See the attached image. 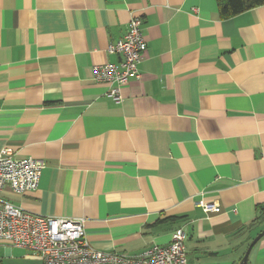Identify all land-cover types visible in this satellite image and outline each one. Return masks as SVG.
<instances>
[{
  "label": "crops",
  "instance_id": "crops-1",
  "mask_svg": "<svg viewBox=\"0 0 264 264\" xmlns=\"http://www.w3.org/2000/svg\"><path fill=\"white\" fill-rule=\"evenodd\" d=\"M132 15L147 48L115 102L92 67L120 60L107 47ZM3 147L45 162L35 190L3 198L84 218L93 248L135 256L181 227L187 264H237L264 228V4L221 18L216 0H0Z\"/></svg>",
  "mask_w": 264,
  "mask_h": 264
},
{
  "label": "built area",
  "instance_id": "built-area-1",
  "mask_svg": "<svg viewBox=\"0 0 264 264\" xmlns=\"http://www.w3.org/2000/svg\"><path fill=\"white\" fill-rule=\"evenodd\" d=\"M142 18L132 15L124 36L107 47V52L120 56L118 62L95 64V81L110 86L107 96L122 100L121 87L131 78L140 77L139 64L146 51ZM43 160L15 157L12 149H0V245L19 248L38 258L42 264H187L184 241L186 232L176 228L167 245H155L142 253L129 256L117 251L93 248L85 233V219L41 216L13 205L3 198L4 189L23 194L38 187ZM197 205L205 214L218 213L220 205L200 199Z\"/></svg>",
  "mask_w": 264,
  "mask_h": 264
},
{
  "label": "trees",
  "instance_id": "trees-1",
  "mask_svg": "<svg viewBox=\"0 0 264 264\" xmlns=\"http://www.w3.org/2000/svg\"><path fill=\"white\" fill-rule=\"evenodd\" d=\"M218 12L221 18H228L245 10L264 4V0H216ZM260 223L264 222V211L256 218ZM255 219V220H256ZM0 264H3L0 260Z\"/></svg>",
  "mask_w": 264,
  "mask_h": 264
},
{
  "label": "rangeland",
  "instance_id": "rangeland-1",
  "mask_svg": "<svg viewBox=\"0 0 264 264\" xmlns=\"http://www.w3.org/2000/svg\"><path fill=\"white\" fill-rule=\"evenodd\" d=\"M4 247L0 245V259L3 264H41L40 260L26 250L11 248L10 255L4 253Z\"/></svg>",
  "mask_w": 264,
  "mask_h": 264
},
{
  "label": "water",
  "instance_id": "water-1",
  "mask_svg": "<svg viewBox=\"0 0 264 264\" xmlns=\"http://www.w3.org/2000/svg\"><path fill=\"white\" fill-rule=\"evenodd\" d=\"M264 235V228L257 233V235H255V237L250 241V243L248 244L244 255L242 256L241 260L237 263V264H248V255L249 252L251 250V248L253 247V245Z\"/></svg>",
  "mask_w": 264,
  "mask_h": 264
}]
</instances>
